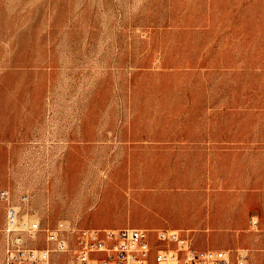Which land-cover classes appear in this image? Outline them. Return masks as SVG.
<instances>
[{
    "label": "rangeland",
    "instance_id": "rangeland-1",
    "mask_svg": "<svg viewBox=\"0 0 264 264\" xmlns=\"http://www.w3.org/2000/svg\"><path fill=\"white\" fill-rule=\"evenodd\" d=\"M132 227L264 264V0H0V264Z\"/></svg>",
    "mask_w": 264,
    "mask_h": 264
},
{
    "label": "built area",
    "instance_id": "built-area-1",
    "mask_svg": "<svg viewBox=\"0 0 264 264\" xmlns=\"http://www.w3.org/2000/svg\"><path fill=\"white\" fill-rule=\"evenodd\" d=\"M74 232L75 244L69 239ZM49 240L54 250L71 256V264H232L226 250H196L183 245L181 231L174 228H80L66 233L52 230ZM21 243L8 250L7 264H41L47 259L48 251L38 254ZM172 244L177 246L172 248Z\"/></svg>",
    "mask_w": 264,
    "mask_h": 264
},
{
    "label": "crops",
    "instance_id": "crops-1",
    "mask_svg": "<svg viewBox=\"0 0 264 264\" xmlns=\"http://www.w3.org/2000/svg\"><path fill=\"white\" fill-rule=\"evenodd\" d=\"M178 215H175V217L173 219H171L174 222H182V223H190V224H194L197 223L198 221H200L203 218V212L199 211V212H194V213H181L180 210L177 212ZM180 215V216H179ZM259 214L258 211H254L252 213V216L250 218V225H251V230L253 231H257L259 229ZM162 228H172V227H158V228H150V229H162ZM177 229V228H174ZM250 234H252L253 236L259 237L262 234H257V233H253L250 232ZM259 238H257L258 240Z\"/></svg>",
    "mask_w": 264,
    "mask_h": 264
}]
</instances>
